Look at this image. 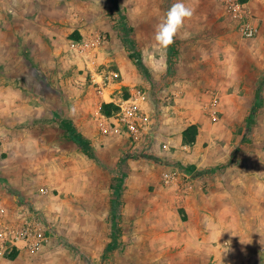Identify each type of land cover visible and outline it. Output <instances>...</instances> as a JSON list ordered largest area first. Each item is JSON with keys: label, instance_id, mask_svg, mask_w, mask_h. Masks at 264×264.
I'll use <instances>...</instances> for the list:
<instances>
[{"label": "rangeland", "instance_id": "rangeland-1", "mask_svg": "<svg viewBox=\"0 0 264 264\" xmlns=\"http://www.w3.org/2000/svg\"><path fill=\"white\" fill-rule=\"evenodd\" d=\"M175 2L0 0V204H25L49 238L8 264H167L194 235L198 187L221 221L227 193L258 220L264 0H184L189 35L164 51L154 32ZM97 37L96 58L70 47ZM110 72L107 94L144 95L137 141L93 83Z\"/></svg>", "mask_w": 264, "mask_h": 264}, {"label": "crops", "instance_id": "crops-1", "mask_svg": "<svg viewBox=\"0 0 264 264\" xmlns=\"http://www.w3.org/2000/svg\"><path fill=\"white\" fill-rule=\"evenodd\" d=\"M244 186L247 188L246 184ZM227 196L231 204L228 210H224V219L221 221L218 206L213 200L205 205L200 188L196 189L197 203L191 210L194 235L191 239L183 233L180 235L177 243L181 244V251L174 257L168 254L167 264H264V203L258 220L250 221L247 197L241 196L240 204L236 205V197L231 193H227ZM1 198L7 203L11 218L19 220L21 216L13 209L17 206L14 200L8 194ZM169 244L168 251L173 243L169 241ZM21 251L26 250L18 252Z\"/></svg>", "mask_w": 264, "mask_h": 264}, {"label": "built area", "instance_id": "built-area-1", "mask_svg": "<svg viewBox=\"0 0 264 264\" xmlns=\"http://www.w3.org/2000/svg\"><path fill=\"white\" fill-rule=\"evenodd\" d=\"M243 32L247 37H251L255 34L256 28L246 25ZM102 44L103 38L97 37L92 40L73 41L70 47L76 53L87 58L91 55L96 58L97 54L95 53L99 49L102 50ZM91 60L93 61V59ZM116 78H118V74L115 72H110L108 75L103 73H93L92 75L98 94L104 98L106 103L116 104L119 107L121 122L133 139L137 141L141 136L140 128L142 114H144L139 102L144 95L139 90L128 99L118 100L112 94H107L108 88ZM100 125L104 127L103 122ZM17 209L22 216L16 221L11 218L9 208L0 204V264H8L9 257L14 252L20 250L36 252L45 247L49 241L45 234V224L39 220L37 215L28 213V216L24 217L26 209L25 204L22 203H19Z\"/></svg>", "mask_w": 264, "mask_h": 264}, {"label": "clouds", "instance_id": "clouds-1", "mask_svg": "<svg viewBox=\"0 0 264 264\" xmlns=\"http://www.w3.org/2000/svg\"><path fill=\"white\" fill-rule=\"evenodd\" d=\"M194 12L195 10L187 6L184 0H176L156 26L154 32L155 46L166 51L178 36L187 38L189 34L183 29L185 22L193 17Z\"/></svg>", "mask_w": 264, "mask_h": 264}, {"label": "trees", "instance_id": "trees-1", "mask_svg": "<svg viewBox=\"0 0 264 264\" xmlns=\"http://www.w3.org/2000/svg\"><path fill=\"white\" fill-rule=\"evenodd\" d=\"M111 108V105H104L103 106V112L106 114H109V109ZM77 138V137H76ZM16 252H14L11 257L15 254Z\"/></svg>", "mask_w": 264, "mask_h": 264}]
</instances>
